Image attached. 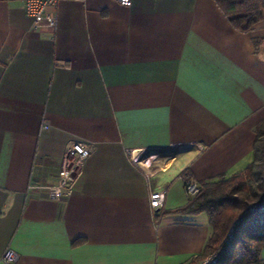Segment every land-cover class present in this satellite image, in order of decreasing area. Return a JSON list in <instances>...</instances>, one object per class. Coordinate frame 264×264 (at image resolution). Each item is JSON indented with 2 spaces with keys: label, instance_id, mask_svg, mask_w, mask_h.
Returning <instances> with one entry per match:
<instances>
[{
  "label": "crops",
  "instance_id": "crops-1",
  "mask_svg": "<svg viewBox=\"0 0 264 264\" xmlns=\"http://www.w3.org/2000/svg\"><path fill=\"white\" fill-rule=\"evenodd\" d=\"M55 11L54 29H35L19 0H0V257L189 264L211 230L205 213L175 212L191 198L182 171L200 183L253 161L264 18L240 31L214 0H59ZM74 141L92 151L55 200L44 187Z\"/></svg>",
  "mask_w": 264,
  "mask_h": 264
},
{
  "label": "trees",
  "instance_id": "trees-1",
  "mask_svg": "<svg viewBox=\"0 0 264 264\" xmlns=\"http://www.w3.org/2000/svg\"><path fill=\"white\" fill-rule=\"evenodd\" d=\"M231 25L248 31L264 18V0H214ZM254 159L230 177L201 181L199 192L175 212L205 213L210 226L200 259L214 253L219 264H261L259 251L264 247V120L256 129ZM184 179L192 178L188 169ZM232 234L225 240L228 230Z\"/></svg>",
  "mask_w": 264,
  "mask_h": 264
},
{
  "label": "built area",
  "instance_id": "built-area-1",
  "mask_svg": "<svg viewBox=\"0 0 264 264\" xmlns=\"http://www.w3.org/2000/svg\"><path fill=\"white\" fill-rule=\"evenodd\" d=\"M21 2L22 9L25 13L29 14L32 18V27L35 29H54L56 25V6L59 0H19ZM120 5L128 7L131 5L132 0H115ZM47 122H42V127H47ZM92 151V146L89 143L83 141H74L70 143L58 165V179L54 184L45 186L44 188L48 192L49 196L55 200H60L70 193L76 180L80 175V170L84 160L88 157ZM128 153L132 156L131 150ZM149 154L154 153L152 151ZM155 154V153H154ZM143 158L139 161L135 159V162L141 163ZM143 163V162H142ZM144 169V164L139 165ZM146 167V166H145ZM32 187V185H29ZM199 183L193 178L184 179V189L189 197L195 196L199 192ZM165 199V189L150 190L149 192V205L153 210H158L163 207ZM264 203V197L262 200L254 206L262 205ZM232 234V227L228 230L225 240H228ZM18 255L15 251L7 249L0 262L5 264H14L17 261ZM219 257L217 254L210 253L206 256L191 261L189 264H219Z\"/></svg>",
  "mask_w": 264,
  "mask_h": 264
}]
</instances>
